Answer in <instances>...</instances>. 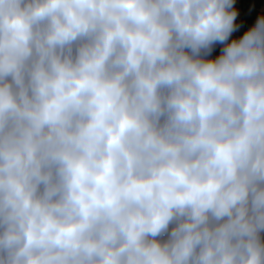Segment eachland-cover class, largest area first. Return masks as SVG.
I'll return each instance as SVG.
<instances>
[{"label": "clouds", "instance_id": "1", "mask_svg": "<svg viewBox=\"0 0 264 264\" xmlns=\"http://www.w3.org/2000/svg\"><path fill=\"white\" fill-rule=\"evenodd\" d=\"M0 264H264V0H0Z\"/></svg>", "mask_w": 264, "mask_h": 264}]
</instances>
